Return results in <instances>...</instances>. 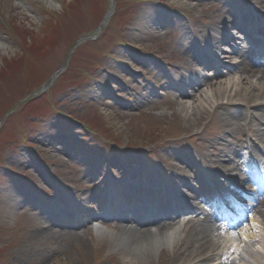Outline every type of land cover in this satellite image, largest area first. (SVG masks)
Segmentation results:
<instances>
[{"label":"rangeland","instance_id":"obj_1","mask_svg":"<svg viewBox=\"0 0 264 264\" xmlns=\"http://www.w3.org/2000/svg\"><path fill=\"white\" fill-rule=\"evenodd\" d=\"M49 1L0 0V264H133L113 235L121 231L116 212L126 180H147L144 188L160 172L178 180L171 158L195 161L200 152L219 167L231 145L243 157L256 155L264 146V109L245 121L240 97L185 115L181 93L163 78L165 72L180 83L185 69L202 71L173 28L188 22L210 29L217 9L202 10L216 0ZM219 1L224 11L228 0ZM212 56L216 65L238 61ZM207 89L198 86L182 102L191 105ZM238 114L241 125L226 133ZM98 195L115 202L114 211L101 207L108 214L103 231L85 221L100 211ZM254 214L249 210L236 228H246ZM238 250L225 249V259L235 261Z\"/></svg>","mask_w":264,"mask_h":264},{"label":"bare ground","instance_id":"obj_2","mask_svg":"<svg viewBox=\"0 0 264 264\" xmlns=\"http://www.w3.org/2000/svg\"><path fill=\"white\" fill-rule=\"evenodd\" d=\"M195 1L198 0H187L189 4ZM49 3L54 4L51 0ZM219 3V0L213 1L209 7L202 10L207 13L214 7L217 9L211 13L210 29L204 25L196 27L188 22L181 23V28H173L181 47L191 55L196 65L204 66L206 71L209 69L214 72L213 75L207 72H194L193 79L185 76L183 77L186 79H183L182 74L180 83L183 86L165 72L163 78H166L178 93H181L179 102L185 115L198 113L206 105H215L216 108L221 106L220 101L243 97L245 105H237V107L247 111L244 113V120L247 121L250 113L256 116L264 109V86L260 84L264 81V59L258 56V53H261L258 48H262L258 43L264 42V15H261V11H264V0H249L248 4L240 0H228L224 3V9H227L225 12L217 8ZM250 22L253 24L248 27ZM235 34L244 37L242 43H247L248 47L245 44V47L231 45ZM174 42L176 43V40ZM224 49L227 51L224 52ZM202 50L207 54L218 52L223 58L238 56L240 60L237 63L229 61L217 66L206 54L202 53ZM174 69L179 70L180 68L174 67ZM234 73L238 75V79L233 77ZM223 75L225 78L220 79L219 77ZM202 84L207 85L208 89L197 96L196 101L191 105L182 102L186 95L188 98L196 96L195 90ZM228 114L232 115L231 112ZM231 118L236 126L226 130V133L238 129V125H241L239 114ZM249 131L258 135L255 134L256 130L253 128ZM261 137L264 138V134ZM241 142L245 143L243 140ZM246 148L252 151L250 143ZM215 149L214 147V154H216ZM259 150L264 152V147ZM241 151L239 147L232 145L229 150L222 149V158L218 159L219 167H216L217 163L212 158L204 157L201 152L195 161V157L191 158V156L171 158L177 161V164H174V173L178 180L168 179L169 186L158 175L154 176V182L146 188H144L148 183L146 178L142 185L139 181H134L137 176L126 180L127 187L131 188H129L130 191L128 188L122 191L124 206L116 212L122 220L121 231L117 230L113 235L116 241L126 244L128 256L133 264H150L159 257L161 260L163 257L167 258L165 264H238L225 259L223 254L225 249L232 246L237 247L238 252L244 247L243 252L248 258L241 259L240 264H264V192L262 191L264 188L241 191L249 195L250 200L245 201L246 206L255 211V214L249 217L246 228L235 229L229 219L223 221L219 218L220 215H211L205 210L201 211L202 216H191L183 224L177 220L180 215L190 209L193 213H198V200L212 196L218 191L214 189H218L219 185H227V181L239 185L248 179L249 176L242 173L241 166L244 161L240 164ZM185 154L189 156L188 153ZM132 161L138 162L137 158H133ZM227 161L231 164H224ZM111 165L112 169H115L119 163L115 160ZM210 169L222 173L227 181H220L218 175L213 174ZM118 181L120 185V180ZM133 182L135 184L132 185ZM192 182L199 184L202 189L194 187ZM205 184L206 187H204ZM103 190L105 189L100 188V192ZM94 204L99 207L100 211L89 213L85 216V221L103 231L106 227L104 224L106 214L102 212L101 207L107 204L112 205L114 202L98 195ZM111 210L114 211V209ZM62 224L65 225H63L64 228L69 226L65 222ZM175 225L177 227H174ZM50 230L54 231L51 228ZM256 230L259 232L256 233ZM54 264H65V262L57 260Z\"/></svg>","mask_w":264,"mask_h":264}]
</instances>
